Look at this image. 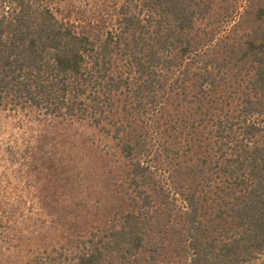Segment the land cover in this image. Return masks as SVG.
Wrapping results in <instances>:
<instances>
[{"label":"trees","instance_id":"obj_1","mask_svg":"<svg viewBox=\"0 0 264 264\" xmlns=\"http://www.w3.org/2000/svg\"><path fill=\"white\" fill-rule=\"evenodd\" d=\"M62 5L79 22L59 18ZM212 11L213 0H0V108L112 126L127 168L131 209L85 226L73 196L94 200L107 156L92 169L91 156L58 154L65 135L47 129L15 152L56 226L39 239L15 230L29 263L264 264V0Z\"/></svg>","mask_w":264,"mask_h":264},{"label":"rangeland","instance_id":"obj_2","mask_svg":"<svg viewBox=\"0 0 264 264\" xmlns=\"http://www.w3.org/2000/svg\"><path fill=\"white\" fill-rule=\"evenodd\" d=\"M246 5L247 0H213V17L215 18L218 13L223 16L229 12L233 14L238 10L242 11ZM64 6H55L57 9L61 7L57 11L58 17L61 19L67 17L70 21L79 22L82 14L78 13L77 6L71 7L72 12H66V7L63 10ZM229 27L233 28V24H229ZM24 114L26 113L19 112V115L16 116L8 110L0 108V264H31L29 260H33V257L29 256L27 252L21 255L14 248V244L9 242L15 238V235L17 237V232L19 233L21 229H27L30 237L39 239L41 235H33L36 234V231L46 229L50 232L49 226L56 227L52 224L48 211L42 209L35 202L39 194L36 188L38 182L32 175L33 169L28 167V163L22 157H17L14 154L15 152L24 153L28 146L27 142L31 140L32 136L41 135L39 129L48 130V134L45 133L47 130H44V134L42 132L44 136L55 137L53 134L57 132L58 141H61V135H65L63 140L67 142V145L60 146L58 154L66 149L71 157L73 155V159L75 156H77V160L82 158L79 154L91 156V160H89L92 169H95L97 165L102 166V162L97 160L99 156H107L106 172L112 171V174L99 179H102V189L96 192L97 195L92 198L94 200L87 204L85 201H81L79 196H73L76 197L71 204L76 205L73 210H76L77 205L81 204L80 210L85 209L91 215L87 219L88 224L81 221L79 225H94L93 221L95 220H98V223L105 222L115 214L116 209L125 211L131 209L128 198L127 201L125 199L123 201V197L120 195L124 191L127 192V186L122 182L124 180L123 167L126 163L121 159L117 143L111 137L112 131H114L112 126L96 127L88 120L61 123L60 120L52 119L48 124L44 121L45 118L37 113H30L28 117H25ZM109 130L112 134H109ZM42 143H49L48 148L57 145L49 140L42 141ZM126 169L124 167V170ZM121 175L123 180H119ZM69 192V189L64 187L58 190L59 195ZM69 221L80 220L69 219ZM61 225L58 228H66L65 225L71 226L72 224L71 222H61ZM177 259L167 256L165 264H181Z\"/></svg>","mask_w":264,"mask_h":264}]
</instances>
